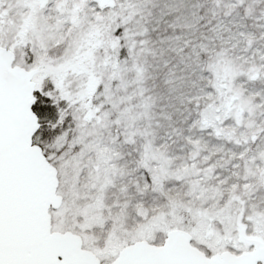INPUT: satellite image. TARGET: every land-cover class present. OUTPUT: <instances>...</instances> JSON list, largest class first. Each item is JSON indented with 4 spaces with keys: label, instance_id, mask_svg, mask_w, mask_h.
Wrapping results in <instances>:
<instances>
[{
    "label": "snow or ice",
    "instance_id": "obj_1",
    "mask_svg": "<svg viewBox=\"0 0 264 264\" xmlns=\"http://www.w3.org/2000/svg\"><path fill=\"white\" fill-rule=\"evenodd\" d=\"M0 264H264V0H0Z\"/></svg>",
    "mask_w": 264,
    "mask_h": 264
}]
</instances>
